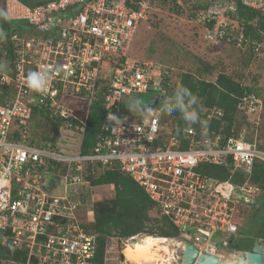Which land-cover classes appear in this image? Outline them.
<instances>
[{
    "label": "built area",
    "instance_id": "built-area-1",
    "mask_svg": "<svg viewBox=\"0 0 264 264\" xmlns=\"http://www.w3.org/2000/svg\"><path fill=\"white\" fill-rule=\"evenodd\" d=\"M211 1L206 10L195 12V21L204 23L205 35L215 43L242 46L248 40L243 25L227 14L237 0ZM238 1L264 12V0ZM151 2L50 0L31 7L20 0H0L10 21L32 30L10 34L12 68L0 72V235L2 244L9 241L24 254L8 264H95L97 234L85 226V190L93 188L89 176L114 168L142 187L177 230L172 240L180 245L174 264H181L184 241L194 244L199 254L217 256V264H240L241 251L228 252V246L238 229L235 213L240 206H251L260 193L248 176L254 162L264 163V148L247 141L245 127L238 128L236 122L228 134L211 131L209 122L223 116L215 106L204 109L201 122L184 128L180 137L162 122L171 72L130 53L140 25L150 18ZM111 56L117 62L103 99L102 132L83 153L80 143L99 90L102 63ZM50 65L63 71L52 76L47 92L30 90L27 74ZM138 93L156 95L155 106L164 102L163 107L151 115L122 111V103ZM261 108L258 94L244 92L237 118L257 123ZM34 113L58 124L52 145L39 144L32 134ZM110 114L126 120L116 125ZM226 162L232 172L247 176L242 184L214 181L196 169L200 163ZM140 235L124 239L123 246Z\"/></svg>",
    "mask_w": 264,
    "mask_h": 264
},
{
    "label": "trees",
    "instance_id": "trees-1",
    "mask_svg": "<svg viewBox=\"0 0 264 264\" xmlns=\"http://www.w3.org/2000/svg\"><path fill=\"white\" fill-rule=\"evenodd\" d=\"M20 1L32 7L44 4L50 0ZM155 1L156 0H152L151 4L153 5ZM160 1H162L163 4L166 2V0ZM169 1L173 4V8L177 9L179 7L175 0ZM211 5L212 1L209 0L208 3L199 6L200 8L195 10V12L200 9L206 10ZM0 10H4L2 6H0ZM227 14L234 23L243 25L245 38L249 41H262L264 37L263 12L247 7L237 0L235 9L233 11H228ZM150 19L151 15L147 21ZM206 25L209 27L211 23H206ZM0 29H3L7 35L5 40L0 41V54L3 55L4 62L8 65V69L4 72H10L14 51L13 42L10 41V34L13 32H18L20 34L31 33L32 30L28 25L22 22L5 21L2 18H0ZM135 38L132 42L131 50ZM111 58L110 60L104 59L102 63V78L98 84L99 90L91 106V111L87 116L85 132L80 143V149L83 153H88L90 151L97 136L102 132V124L106 114L103 99L106 93L107 83L110 80L111 70L117 62L115 56H111ZM170 69L171 68H168V70ZM212 71L213 66L207 64L203 65V72L211 74ZM180 85L187 87L193 94L198 96V111L200 118L202 117V111L206 108L215 106L223 111V116L220 118H213L209 122V126L211 131H220L226 134H228L230 126H232L234 122L237 124L245 122L244 117L237 118V105L242 94L244 92H255L258 94L256 90H253L251 87L243 86L239 81L222 72L216 75L214 81L199 78L195 79L189 72H183L180 74L178 81L169 86V90L171 91V88L175 90ZM172 94H168L167 97L171 99ZM130 100L129 98L126 99L120 108L122 111L135 113L137 112L136 109L130 110L128 107ZM162 122L169 124L172 128L173 135L178 137L182 136L184 128L197 124H186L180 118L179 112H164ZM31 123L34 127L32 129L34 137L36 136V132L43 129L48 130V135L47 133L46 135L42 132L38 133L37 142L39 144H53L56 141L58 136V124L56 122L48 123L46 118H43L42 114L34 113ZM259 147L264 148L263 146ZM196 169L198 172L214 181L228 180L235 185L242 184L247 178L244 172L240 170L232 172L230 162H226L222 165L200 163L196 166ZM89 179L91 187L112 185L114 191L112 197L98 198L92 202L93 215L85 224L87 230L97 234V247L94 258L95 264H108L106 254L113 240H124L139 233L162 236L165 238L177 237L178 232L171 221L160 213L156 204L147 196L143 188L130 176L114 168L102 172L99 171L95 175L89 176ZM248 180L250 183L259 187L260 193L251 206H245V208H248V214L243 224L237 227V232L229 243L228 252L244 249L249 250L256 240L264 239V163L254 162ZM152 210H154L157 216L151 215L150 212ZM22 259H24V254L21 251L15 250L10 245L9 241L2 244V236L0 235V264H8L9 260L19 261Z\"/></svg>",
    "mask_w": 264,
    "mask_h": 264
},
{
    "label": "rangeland",
    "instance_id": "rangeland-1",
    "mask_svg": "<svg viewBox=\"0 0 264 264\" xmlns=\"http://www.w3.org/2000/svg\"><path fill=\"white\" fill-rule=\"evenodd\" d=\"M209 0H179L178 8H173L170 1L163 4L157 0L153 4L151 19L144 22L137 34L131 55L144 61L158 63L166 70L171 68L170 83L178 81L180 74L189 72L196 79L214 81L219 72L239 81L243 86L251 87L256 90L261 101L262 108L255 118L257 123L240 122L238 128L245 127L246 140L254 142L258 146L264 147V37L261 42L247 40L240 47L230 42L215 43L211 37L205 35V25L194 19V12L199 6L208 3ZM228 8L227 6L222 7ZM264 14V12H263ZM0 54V61L4 62ZM213 66L211 74L203 72V65ZM174 89L169 90V95ZM150 93H138L129 96V99L139 98L142 103L137 111L148 103ZM164 102H159L157 106H151L141 110L147 115L153 114L158 108L163 107ZM249 123V124H246ZM41 128V127H40ZM39 131V130H37ZM48 135V130L36 132ZM68 149V148H66ZM112 185L94 186L92 189L85 190V203L83 211L90 220L93 215L92 202L100 198L113 196ZM151 215H155L152 210ZM248 214V208L240 206L235 213L237 227L243 224ZM214 237L218 240V236ZM123 248V240L111 241L107 256L108 264H130L125 259L120 261L119 254ZM221 249V243L218 245ZM173 255H178L179 251L174 248ZM226 253L227 250H220ZM218 251V252H220ZM160 253V252H159ZM161 254V253H160ZM118 255V258L115 256ZM118 259V260H117ZM114 261V262H113ZM127 262V263H125Z\"/></svg>",
    "mask_w": 264,
    "mask_h": 264
},
{
    "label": "clouds",
    "instance_id": "clouds-1",
    "mask_svg": "<svg viewBox=\"0 0 264 264\" xmlns=\"http://www.w3.org/2000/svg\"><path fill=\"white\" fill-rule=\"evenodd\" d=\"M0 18H2L5 21L11 20L9 14L4 10H0ZM6 38H7L6 33L3 31V29H0V41L5 40ZM7 69H8V65L5 62L0 61V72H4ZM62 71L63 68L58 65L57 66L50 65L45 69L30 71L26 77L27 87L33 92L44 94L47 92L49 88L52 76L54 74L58 75ZM141 103L142 101L139 98H133L129 101L128 107L130 110L138 109ZM198 107H199L198 96L193 94L191 90L188 89L187 87L180 85L174 90L171 99L166 101L164 110L168 113L179 112L180 118L186 124L192 125L201 122ZM108 119L110 121H113L116 125H120L124 123V121L126 120V118L116 116L115 114H110ZM139 234H141L140 236L146 235L144 233H139ZM172 238H176V237H172ZM260 240H264V239H260Z\"/></svg>",
    "mask_w": 264,
    "mask_h": 264
},
{
    "label": "bare ground",
    "instance_id": "bare-ground-1",
    "mask_svg": "<svg viewBox=\"0 0 264 264\" xmlns=\"http://www.w3.org/2000/svg\"><path fill=\"white\" fill-rule=\"evenodd\" d=\"M178 245L179 241L170 238L143 235L126 244L121 252L130 264H174V248Z\"/></svg>",
    "mask_w": 264,
    "mask_h": 264
},
{
    "label": "water",
    "instance_id": "water-1",
    "mask_svg": "<svg viewBox=\"0 0 264 264\" xmlns=\"http://www.w3.org/2000/svg\"><path fill=\"white\" fill-rule=\"evenodd\" d=\"M160 98L164 99V96ZM158 97L156 95L150 96L148 103L144 108L139 111L147 109L156 105ZM52 184V183H50ZM136 237L131 239V242L135 241ZM213 245H217L215 241H212ZM120 261L124 260L122 252L119 254ZM218 257L210 253H200L199 249L190 241H184L181 248V264H217ZM240 264H264V240H259L253 243L251 249L242 250L239 257Z\"/></svg>",
    "mask_w": 264,
    "mask_h": 264
},
{
    "label": "flooded vegetation",
    "instance_id": "flooded-vegetation-1",
    "mask_svg": "<svg viewBox=\"0 0 264 264\" xmlns=\"http://www.w3.org/2000/svg\"><path fill=\"white\" fill-rule=\"evenodd\" d=\"M259 240H260V239H258V240H256V241H259ZM256 241H255V242H256ZM244 250H246V249H244ZM247 250H248V249H247Z\"/></svg>",
    "mask_w": 264,
    "mask_h": 264
}]
</instances>
